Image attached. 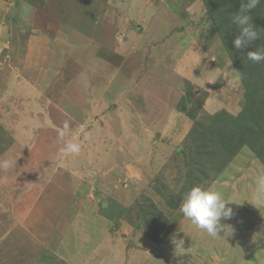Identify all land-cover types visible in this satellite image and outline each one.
Here are the masks:
<instances>
[{
  "label": "rangeland",
  "instance_id": "374dc122",
  "mask_svg": "<svg viewBox=\"0 0 264 264\" xmlns=\"http://www.w3.org/2000/svg\"><path fill=\"white\" fill-rule=\"evenodd\" d=\"M243 105L205 0H0V264H264V163L213 125ZM195 185L231 235L183 217Z\"/></svg>",
  "mask_w": 264,
  "mask_h": 264
},
{
  "label": "trees",
  "instance_id": "16d2710c",
  "mask_svg": "<svg viewBox=\"0 0 264 264\" xmlns=\"http://www.w3.org/2000/svg\"><path fill=\"white\" fill-rule=\"evenodd\" d=\"M241 3L242 0H205L208 18L213 23L237 74L242 75L239 79L244 89V105L241 111L235 117L222 112L213 125H221L218 132L227 141L226 148L230 156L235 155L238 148L248 146L264 163V62L253 63L246 59L248 51L264 48V0L248 13L250 22L260 33V38L249 47L237 50L233 40L238 33L231 24L229 14L237 13Z\"/></svg>",
  "mask_w": 264,
  "mask_h": 264
},
{
  "label": "clouds",
  "instance_id": "9594fccd",
  "mask_svg": "<svg viewBox=\"0 0 264 264\" xmlns=\"http://www.w3.org/2000/svg\"><path fill=\"white\" fill-rule=\"evenodd\" d=\"M261 3L262 0H242L239 11L235 14H229L231 24L235 26L238 33L233 40L235 49L247 48L253 41L260 38V33L250 22L251 17L248 13L250 10L256 9ZM246 59L253 63L264 62V48L248 51ZM238 78H242L239 73ZM64 128L65 130L59 133L61 137L66 134L67 123ZM80 151L81 145L79 143H66L58 150L57 155L63 158L70 154H78ZM9 166L7 160L0 161V167L6 169ZM252 200L256 208L264 207V175H260L256 179ZM229 203L231 202L216 188L195 185L183 194L179 210L183 217L197 229L206 232L210 237L219 238L229 236L228 234L231 235L233 231L229 225L221 223L222 219L229 220L234 215L233 209L227 206ZM221 231H223L224 236L219 235ZM171 243L174 245V254L181 256L186 249L184 239L182 237L177 239L174 234L171 237Z\"/></svg>",
  "mask_w": 264,
  "mask_h": 264
},
{
  "label": "crops",
  "instance_id": "0c3cea01",
  "mask_svg": "<svg viewBox=\"0 0 264 264\" xmlns=\"http://www.w3.org/2000/svg\"><path fill=\"white\" fill-rule=\"evenodd\" d=\"M163 85L166 86L165 84H163ZM164 90H165V92H163V93H165L166 95H167V93H170V91L168 89H164Z\"/></svg>",
  "mask_w": 264,
  "mask_h": 264
}]
</instances>
